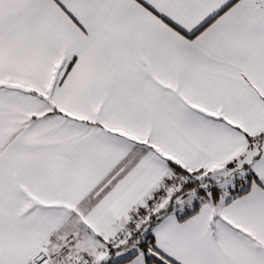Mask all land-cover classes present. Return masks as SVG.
Wrapping results in <instances>:
<instances>
[{
	"label": "snow or ice",
	"instance_id": "6c2138e0",
	"mask_svg": "<svg viewBox=\"0 0 264 264\" xmlns=\"http://www.w3.org/2000/svg\"><path fill=\"white\" fill-rule=\"evenodd\" d=\"M0 264H264V0H0Z\"/></svg>",
	"mask_w": 264,
	"mask_h": 264
}]
</instances>
